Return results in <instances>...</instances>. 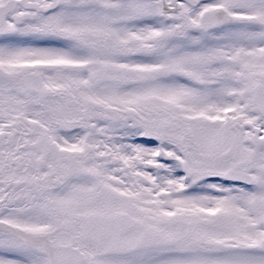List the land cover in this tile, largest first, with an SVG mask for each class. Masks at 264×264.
I'll use <instances>...</instances> for the list:
<instances>
[{"label":"snow or ice","instance_id":"6c2138e0","mask_svg":"<svg viewBox=\"0 0 264 264\" xmlns=\"http://www.w3.org/2000/svg\"><path fill=\"white\" fill-rule=\"evenodd\" d=\"M0 264H264V0H0Z\"/></svg>","mask_w":264,"mask_h":264}]
</instances>
